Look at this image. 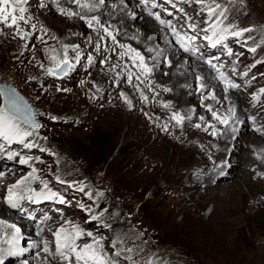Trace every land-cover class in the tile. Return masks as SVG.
<instances>
[{"label":"rangeland","instance_id":"1","mask_svg":"<svg viewBox=\"0 0 264 264\" xmlns=\"http://www.w3.org/2000/svg\"><path fill=\"white\" fill-rule=\"evenodd\" d=\"M29 1L36 3V0ZM180 1L158 0L153 11L182 32L183 43L192 44L202 65L222 74L227 81L220 77L207 91L202 86L184 91L185 99L192 97L193 92L198 96L193 100L195 108L184 110L181 105L172 108V119L175 113L185 118L179 123L174 119L176 128L167 133H148L138 126L139 122L132 130H127L119 128L115 121L100 120L99 108L104 101L115 103L120 115L125 116L124 113L140 109L148 99L158 96L150 89L155 78L160 81L164 76L154 74L156 70L150 68L145 59L143 65L148 71L129 52H109L103 62L102 54L91 52L89 43H84V47L76 52L71 51L63 44L61 32L53 30L47 33V38L49 35L53 38L44 43L46 48L51 46L49 52L46 49L43 52L27 49L7 52L4 39L13 30L0 23V82L10 84L24 95L40 125L36 128L20 122L22 131L31 135L9 148L5 158L11 166H23L20 157L8 159V154H35L44 167L40 176L43 187L47 185L34 194L36 199L44 201L51 193L57 194L54 200L47 199L45 206L36 211L25 209L20 203L14 208L36 229L52 226L55 221L53 218L48 220V215L60 218V208H69L71 214L65 219L61 217L60 221L66 224L65 227L77 228L81 233L76 238V246L82 248L85 244H93L106 261L114 264H146L151 255H155L158 262L161 254L167 253L178 257L176 264H264V44L257 33L248 36L245 32L226 39L237 28L240 16L246 22L243 29L264 32V7L256 0H208L205 11L215 8L217 3L221 8L206 24L207 28L200 30L201 22L195 23L191 17L199 15V11L191 5L182 9ZM63 6L66 9V5ZM136 6L137 1L131 0L130 8ZM221 11L226 13L224 20L232 19L224 31L212 35L213 28L217 30L223 23L219 19ZM206 18L208 16L204 15L201 21ZM166 32L164 28L163 34ZM220 34L226 35L223 40ZM199 36L202 39L210 36V42L221 44L220 50L205 53L203 43L197 42ZM20 39L18 45L22 48L31 45L27 33L22 32ZM257 41L261 43L253 46ZM234 46L240 47V56L232 54ZM32 53L38 56L37 60H31ZM65 56L69 61L66 72L50 74L48 70H54ZM174 62L181 64L180 60ZM103 71L107 78L101 77ZM195 81L205 79L198 77ZM229 83L238 85L229 89L237 94L245 114L233 126V121L220 122L227 118L221 115L226 111V105L219 103L217 94L220 87ZM171 87L170 95L180 93L181 89ZM217 107H221V111H215ZM2 109L0 94V114L5 113ZM213 112L219 119L213 117ZM209 119L217 121L218 125L210 124ZM97 136L105 139L99 141ZM199 136L211 142L220 153L213 174L216 183L208 185L212 187L210 192L213 188L218 189L215 197L213 192L203 198L199 196L206 180L202 174L205 168L196 167ZM238 138H244L246 143L233 152L239 162L224 158L229 142ZM114 141L118 145L123 143V148L130 150L133 159L127 165L118 160L109 166L106 174L98 172L104 146L108 142L111 146ZM26 144L32 147H26ZM12 173L23 174L24 170ZM168 174L173 177L169 179ZM175 176L178 178L174 180ZM51 185L53 190L49 189ZM251 187L258 194L253 203L247 197ZM103 190L112 193L108 201L100 197ZM5 197L1 196V200L10 206ZM117 207L124 210L119 211ZM26 247L29 245L24 244L21 249ZM52 248V254L59 256L55 242ZM25 261L30 264L31 257L22 260V264Z\"/></svg>","mask_w":264,"mask_h":264},{"label":"bare ground","instance_id":"2","mask_svg":"<svg viewBox=\"0 0 264 264\" xmlns=\"http://www.w3.org/2000/svg\"><path fill=\"white\" fill-rule=\"evenodd\" d=\"M118 1L119 0H105L103 5H99V0H80V4L87 2L98 5L96 8L89 10L73 3L72 0H36V3L26 0V2L20 5V7L25 9L24 16L27 23L24 21H19L18 23L21 33L25 32L29 35L31 45L24 48L19 46L21 43L20 34H17V28L13 26L8 27L10 30H13V33H9V35H7L4 39V43H7L6 50L7 52H21L22 50L27 49L32 52H43L46 49L49 52L51 50V46L46 48L44 43L53 38L52 35V37L49 35V38H47V33L53 30L57 33L58 31L61 32L63 44L67 45L71 51L76 52L78 49L82 48L84 43H89L91 46V52H100L102 54L103 62L107 60V53L109 52H129L135 58L136 52H139L140 56L149 62V67L156 70V73L154 74L164 76V78L160 79V81L158 78H155L154 84H152V87L150 86L151 89L147 88L154 91V93L157 92L158 96L148 99L149 101L145 102L142 108L128 112L127 114L124 113L125 116L120 115L115 103H107L104 101L99 108L100 120H105L107 122L115 121V123L119 124L117 125L119 128H128L129 130H132L134 125H136L135 123L139 122L140 125L138 126L146 129L145 131L148 133L155 131H165V133L173 132L176 128V122L171 118L170 110L177 107L176 105H181L184 110L195 108L193 100L196 95L193 92L192 97L185 99L184 91L190 90L192 87L200 88V86L205 88L207 91L209 86L215 85V81H217V78L222 77V74L217 73L214 69H208L205 65H202L198 56L192 49V44H184L182 41V32L175 30L176 28L170 24L168 20L160 17V20L165 21L164 24H161L160 21L156 19L158 15L153 10L156 8L155 4L158 0H136L138 7L136 6L132 8H130L131 0H125L124 3ZM207 1L208 0H203V3L198 2V0L180 1L182 9L191 5L194 10L199 11V15H192L191 17L193 20H191L195 23H198L199 21L201 22V26H199L200 30H205L207 28L206 24L216 17L219 12V9L211 14L209 13V10L205 11L204 9ZM256 1L264 7V0ZM114 2L116 3L113 4ZM63 4L66 5V9H64ZM113 5H116V7H112ZM61 9L66 10V12L77 13L78 15H67L65 12H62ZM18 14L19 13H17V15ZM204 15H207L208 18L202 22L201 17ZM93 16L98 18L99 23L93 21L92 26L89 27L88 22ZM225 16L226 13H224L223 16H219V19L223 21V23L217 28V30H214V33H220L227 27L228 22L232 18L224 20ZM237 24L238 26L233 30V32L242 30L243 25L246 24V22H244V18L240 16L237 19ZM33 25L35 27H33ZM105 28L108 29V32H110L111 35H108V32H105ZM164 28L167 29L166 34H163ZM185 28H189V26H186ZM254 33H257L259 40L264 44V32L260 29H256L254 31H249L247 34L248 36H251ZM242 34H245V32ZM200 37V42L203 43L202 47L204 48L203 51L205 53L210 50H220L221 44L218 45L210 42V36L205 38L203 37V39L202 36H199V38ZM233 37L234 36L231 35L226 39ZM193 39L198 40V38ZM260 41L254 42L253 46H256V44ZM222 46L224 48V45ZM185 49H187V51ZM232 50L233 55L240 56L241 51L239 46L232 47ZM184 54L188 56L186 61L184 60L186 58ZM31 57L32 61L38 59V56H36L35 53H32ZM178 60L181 62L179 65L174 62ZM182 62H184V64ZM105 71H103L101 76L103 79L107 78L105 76ZM136 73L135 75H137ZM198 77H204L205 81L196 82L195 78ZM223 79L226 80V77ZM102 84H104V82ZM171 85L181 89L178 95H170L169 92L170 90L172 91ZM230 87L231 83L228 85L225 84L223 88L220 87L217 90V94L219 93L220 97L219 103L226 105V111L221 113V115H225L227 117L226 119L228 123L233 121L231 124L233 126V124L235 125L238 121L243 119L245 114L243 112L244 107L241 101L238 99L237 94L229 89ZM197 97L198 96H196V98ZM142 98L145 99L144 97ZM220 108L217 107L215 111H221ZM248 120V122H250V119ZM208 121L212 125H218L217 121L211 119ZM21 125L22 124L19 123V126ZM244 141V138H238L237 140L229 142V145L227 146L228 154L224 155V158L239 162V157L233 155V152H236L238 148H241L240 145L246 144ZM212 145L213 144L211 142H208L205 138L200 137L198 139V146L196 147V151L198 152V156L196 157V167L198 166L199 168L206 169H203L204 171L202 172V174H205L206 180L204 181V189L199 194V196L201 195V198L205 197L207 194L209 195L211 192H213V195L212 193L211 195L215 197L218 191L216 188H213L211 192L208 191L212 188L211 186L208 187V185L216 183L214 182L213 174L217 168V155L219 153L215 151ZM258 148L260 147L257 146V149ZM193 150H195V147ZM6 151H8V149ZM5 152L0 155V173H3V175H0V259H2L3 264H22V260L29 257H31L30 264H77V261L73 258L74 256L70 253H66L70 254L68 260H64L60 255L55 257V254H52V247L55 242L53 233L56 232V226L58 228L62 227L70 235H74V232L77 231V228L74 229L65 227L64 225L66 224H63L64 222H62V220L60 221L61 217L65 219L71 214L69 208L67 209L64 206L60 208L62 212L60 218L52 214L48 215V220L53 218L55 221L52 225L54 227L48 226L44 227V229H40L41 227L36 229L32 226V224L28 223V220L23 218L22 214H20L14 207L8 206L1 200V196H6L10 186L16 184L17 181H22V183L14 189V191L22 197L18 201L21 206H24L25 209L30 208L36 211V209H42L47 203L46 198L44 201H40L36 199L34 195L46 188L43 187V180L40 179L41 174L44 173V167L39 164V161L35 158V154L33 156H28L24 153L15 154L13 157H24L25 159H28V163L23 166H18L16 164H12L13 166H11V164H8L6 161L7 157ZM200 162L202 164H200ZM22 169L24 170L23 174L12 173L18 172ZM26 177L27 179L25 180L24 178ZM32 183L35 185H32ZM51 186L49 189L53 190L54 186ZM247 192L248 200H255L258 196L252 187L248 188ZM54 198L55 197H52L51 199L54 200ZM223 200H226V197ZM250 203H253V201ZM211 215L212 213H210V216ZM9 225H16V227L20 229L18 234L19 240L16 246L17 249L24 247V244L29 245V248H23L25 251L20 252L19 254H14V252L10 250L12 248L6 243V239L10 238L13 232V229L8 227ZM46 245L48 248L47 253L42 251ZM5 254H8L7 259H4ZM80 264H83V262L81 261Z\"/></svg>","mask_w":264,"mask_h":264},{"label":"snow or ice","instance_id":"3","mask_svg":"<svg viewBox=\"0 0 264 264\" xmlns=\"http://www.w3.org/2000/svg\"><path fill=\"white\" fill-rule=\"evenodd\" d=\"M26 2V0H0V23H3L7 27H13L15 26L17 28V34H21V31L19 29V21H24L27 23V20L25 19L24 12L25 9L23 7H20L22 3ZM73 3L78 4L82 8H86L89 10H92L96 8L98 5L97 4H90V3H84L80 4V0H72ZM121 3H123V0H120ZM198 2L203 3V0H198ZM105 3V0H99V5H103ZM112 7H116V5H113ZM221 8L220 4H216L215 8H209V13H214L218 9ZM62 12H65L67 15H78L77 13H72V12H66V10L61 9ZM17 13H19L17 15ZM220 15L223 16L224 13L221 11ZM157 20L160 21L161 24H164V20H160V17H156ZM96 21L99 23V20L96 16H93L91 20L88 22L89 27L92 26V22ZM33 27H35L33 25ZM252 29L250 28H245L240 31L233 32V36H240L242 35L243 32H249ZM175 31V30H173ZM105 32H108V29L105 28ZM26 35V34H24ZM108 35H111L110 32H108ZM224 37H221V40H223ZM220 41H217L219 43ZM187 51V49H185ZM252 51H255V49H252ZM136 58H138L141 61V65L144 67L145 71H148L146 66L143 65V57L140 56L139 52H136ZM91 59V58H90ZM68 59L65 56L63 60H61L59 63L56 64V68L59 69L61 72L65 71V69L68 67ZM50 74L55 75V71L53 69L48 70ZM131 79V76L129 77ZM232 88H237L238 85L236 84H231ZM264 91V89H262ZM10 102L14 103V101ZM213 117L218 118L217 114L215 112L212 113ZM185 117H182L179 113H175L173 115V119H175L178 123L181 122ZM52 119H56V117H52ZM221 123L227 124L228 121L227 119H221ZM34 127L39 128V124H35ZM199 127V125H197ZM215 134V133H213ZM31 133L29 132H24L21 134L18 129H14L13 125L8 121L3 115H0V137L3 139L7 140L9 143L12 142L13 138H16L20 141H23L25 136H30ZM26 147H32L31 144H26ZM2 151V149H0ZM14 153H9L8 154V159H12ZM19 162L21 164H27L28 159H25L24 157H21ZM0 175H3V173H0ZM25 180L27 179L24 178ZM22 181H17L16 184L12 185L9 187L7 191V195L5 197L6 202L12 206L16 207L18 201L22 198L17 192L14 191V189L20 184ZM47 187V185H45ZM39 195V194H37ZM57 194L56 193H51L50 195L46 196V199H51L52 197H55ZM61 202L63 200L61 199ZM11 229H13V232L11 234L10 238L6 239V243L12 248L15 249L14 254H19L20 252L25 251L24 249H17V244L19 240V231L20 229L16 227V225H9ZM81 235L79 231H75L74 235H70L67 233V231L63 228L57 229L56 232L53 233V236L55 238V244H56V253H58L64 260H68L69 256L66 253H70L75 257V260L77 261V264H80L82 261L83 264H114V262L106 261L103 253L98 250L97 247H94L93 244H85L82 248H78L75 244L76 238H78ZM90 235V234H89ZM98 243V242H95ZM43 252L47 253L48 248L45 246L42 249ZM131 251V249H129ZM0 264H3L2 259H0ZM25 264H28L27 261H25ZM146 264H154L153 261H147Z\"/></svg>","mask_w":264,"mask_h":264},{"label":"trees","instance_id":"4","mask_svg":"<svg viewBox=\"0 0 264 264\" xmlns=\"http://www.w3.org/2000/svg\"><path fill=\"white\" fill-rule=\"evenodd\" d=\"M2 111L5 112V109L3 108ZM97 139L99 141H102L105 138L97 136ZM101 154H102L100 158L101 164L97 171L98 172L102 171L103 174H106L109 166L112 165L113 163H116L118 160L122 162L125 161V164L127 165L133 159L132 153L130 152V150L124 149L123 143H120V145H118L116 141L112 142L111 146H110V143L108 142L104 146V151ZM172 177H173V174H168L169 179ZM177 178L178 177L175 176L173 179L175 180ZM111 195L112 193L107 192L106 190H103L100 192V197L102 198L104 197L106 200L107 198L110 199V197H112ZM118 209L119 211L124 210L123 208H120V207H117V210ZM146 261H153L154 264H176V262L178 261V257L172 253H167V255L161 254V258L158 262H157L155 255H151L150 257H147Z\"/></svg>","mask_w":264,"mask_h":264},{"label":"water","instance_id":"5","mask_svg":"<svg viewBox=\"0 0 264 264\" xmlns=\"http://www.w3.org/2000/svg\"><path fill=\"white\" fill-rule=\"evenodd\" d=\"M68 68L69 66L63 72L57 68H55L54 71L56 75H61L62 73L66 72ZM0 94L2 97V106L6 111L16 115L25 124L31 127H34L35 124H39L35 118L33 107L30 105L24 95L18 92L13 86L0 82ZM10 98L11 101H14V103L10 102Z\"/></svg>","mask_w":264,"mask_h":264}]
</instances>
